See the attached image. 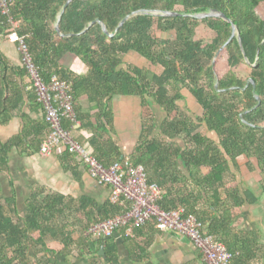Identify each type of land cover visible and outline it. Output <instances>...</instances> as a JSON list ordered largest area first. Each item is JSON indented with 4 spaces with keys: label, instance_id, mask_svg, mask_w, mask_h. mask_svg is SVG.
<instances>
[{
    "label": "trees",
    "instance_id": "obj_1",
    "mask_svg": "<svg viewBox=\"0 0 264 264\" xmlns=\"http://www.w3.org/2000/svg\"><path fill=\"white\" fill-rule=\"evenodd\" d=\"M12 1L11 18L19 27L0 9V46L7 39L15 38L17 43L23 39L44 80L56 75L71 82L75 112L83 126L86 119L76 101L86 96L96 111L93 154L107 166L122 159L111 133L112 100L140 97L146 114L128 158L133 165H143L149 183L164 191L160 206L183 208L185 216L195 215L209 225L207 232L225 244L230 264H264L258 236L234 226V211L246 202H257L250 191L240 189L235 174L240 169L238 157L256 161L264 197V18L257 12L264 0H70L61 15L69 0ZM211 9L231 20L239 38L229 40L232 25L222 18L191 16ZM155 11L180 15H155ZM97 19L112 37L101 24H91ZM200 26L211 32L207 41L196 37ZM171 32L174 36L166 37ZM129 52L146 59L147 65H125L123 57ZM68 55L87 66L85 76L64 66L62 60ZM242 64L251 68L248 79L236 74ZM12 72L27 74L25 66L13 68L0 48V123L25 103ZM181 88L194 96L201 116H191L178 106ZM32 91L30 100L41 106ZM151 106L162 109L160 120ZM71 125L64 120L66 128ZM203 127L216 138L203 133ZM32 133L33 150L39 152L49 124L27 119L25 138ZM16 143L0 140V175L8 172L9 154ZM62 161L69 166L77 160L67 149ZM246 165L254 171L250 162ZM120 200L100 204L36 186L21 211L15 196L7 198L0 191V264H55L57 256L87 259L88 264H120L116 233L110 238L84 234L91 225L124 213L127 203ZM149 223L156 226L154 221ZM147 225L130 228L138 231Z\"/></svg>",
    "mask_w": 264,
    "mask_h": 264
},
{
    "label": "crops",
    "instance_id": "obj_2",
    "mask_svg": "<svg viewBox=\"0 0 264 264\" xmlns=\"http://www.w3.org/2000/svg\"><path fill=\"white\" fill-rule=\"evenodd\" d=\"M1 52L8 59L13 68L23 67L22 57L18 50V43L15 38L2 42ZM64 66L77 76L87 74V66L78 58L65 56L62 60ZM125 65H133L139 68L147 65V60L135 52H129L123 57ZM157 73L160 70L156 71ZM13 82L23 91L25 103L16 114L10 115V119L0 123V140L9 144L17 143L12 147L9 154V170L0 175V191L9 198L15 196L19 209L25 210V204L36 186L45 187L48 192L59 193L75 199L83 197L105 204L112 197L110 187L100 184L90 176L86 167L78 161L69 166L63 163L62 156L66 148L57 147L50 156H43L34 149V136L32 133L25 138L26 120H33L44 123V112L40 105L30 100L33 94L29 76L25 73H10ZM182 99L177 102L183 111L202 108L196 102L191 92L181 88ZM80 113L85 116L87 125L82 122L74 126L73 132L76 139L92 150L91 139L94 134V125H97L92 104L86 96H80L76 101ZM150 110L155 114L156 120L162 118V109L151 106ZM113 124L111 131L113 139L121 148L124 159H129L137 145L142 130V118L146 114L142 106L141 98L138 96H115L112 100ZM189 114V113H188ZM190 115V114H189ZM89 116V117H87ZM196 116V115H193ZM91 122V123H90ZM246 159L244 170L241 161ZM247 159L240 156L237 159L239 172H236L240 189L248 190L257 199V202L249 205L248 202L234 211V226L238 230L251 231L255 233L260 243L264 246V197L260 188V175L257 172V185L249 180ZM252 165V163H251ZM253 166V165H252ZM252 171V172H254ZM206 172V169H204ZM117 252L120 257V264H206L203 261L199 249L187 238L175 233L173 230H161L152 223H148L143 229L135 230L123 228L114 235ZM53 249H59L57 246ZM104 251V250H103ZM55 264H88L87 259L78 260L75 258L63 259L56 257Z\"/></svg>",
    "mask_w": 264,
    "mask_h": 264
},
{
    "label": "built area",
    "instance_id": "obj_3",
    "mask_svg": "<svg viewBox=\"0 0 264 264\" xmlns=\"http://www.w3.org/2000/svg\"><path fill=\"white\" fill-rule=\"evenodd\" d=\"M12 6V0H0L2 13L9 16L10 22L18 28L19 23L11 18ZM18 50L49 124V133L39 153L50 156L57 147H65L86 167L91 177L110 187L113 198L127 203L124 213L91 225L84 234L92 238H110L120 229L144 226L154 221L158 229L173 230L189 239L199 249L206 264H230L231 256L225 244L209 234L206 225L195 215L185 216L183 208L165 210L160 206L164 191L158 184L149 183L143 165H133L130 159H124L107 166L76 139L73 129L79 121L71 94L72 83L60 80L56 75L44 80L23 39L18 40ZM64 120H69L71 127L66 128Z\"/></svg>",
    "mask_w": 264,
    "mask_h": 264
},
{
    "label": "rangeland",
    "instance_id": "obj_4",
    "mask_svg": "<svg viewBox=\"0 0 264 264\" xmlns=\"http://www.w3.org/2000/svg\"><path fill=\"white\" fill-rule=\"evenodd\" d=\"M258 14L264 18V7H260L258 10H257ZM160 35V33H158ZM174 36V34L171 32L169 34L166 35V37H169V38H172ZM211 36V32L205 27V26H200L198 31H197V35L196 37L198 39H203V40H208ZM236 74L241 77V78H244V79H248L250 77V73H251V68L246 65V64H242L240 65L236 70ZM186 106H183V112H186ZM186 113H189L191 116L193 115H196V116H201L202 115V111L198 108V109H192L190 110L189 112H186ZM201 131L205 134H207L208 136L212 137V138H216L215 135L211 132H208L204 127L201 128ZM243 161H246V159L243 158V160L241 161V166L244 170H246L245 168V162ZM249 161H251L253 167L255 168V170L257 169V163L256 161L252 158L250 159ZM258 170V169H257ZM249 176H252L253 178H251L249 181L253 184V185H257V172L254 171V172H249Z\"/></svg>",
    "mask_w": 264,
    "mask_h": 264
},
{
    "label": "water",
    "instance_id": "obj_5",
    "mask_svg": "<svg viewBox=\"0 0 264 264\" xmlns=\"http://www.w3.org/2000/svg\"><path fill=\"white\" fill-rule=\"evenodd\" d=\"M69 2H70V0L66 2V4L64 5V7H63V9L61 10V12H60L59 15H61V14L64 12V9H65V7L69 4ZM142 12L144 13L145 11H142ZM153 14H155V15H172V16L180 15V14L177 13V12H167V11H155V12H153ZM183 16H187V14H184ZM191 16H193V17H195V18H198V19H204V18H209V17H218V18H222V19H224L225 21L230 22L231 25H232V34H231V37H230L229 40H231V38H233L235 35H237L238 38H239V32H238V30H237V27L231 22V20H230L228 17H226V15H225L224 13H222V12H220V11H217V10L211 9V10H208V11H205V12H200V13L193 14V15H191ZM128 18H129V16H126L124 19H122V21L119 23V25H118V27H117L116 30H118V28H119L121 25H123V23H124ZM58 20H59V18H58ZM95 22L101 24L104 33H106V34L109 35L110 37H112V36L114 35V34H109L108 31H107V29H106V27H105V26H104V25H103L98 19L95 20V21H93L91 24H93V23H95ZM91 24H90V25H91ZM90 25H89V26H90ZM55 29H56L57 32H59L58 21H57V23H56V25H55ZM85 30H86V29H85ZM85 30H84V31H85ZM84 31H83V32H84ZM229 40H228V41H229ZM228 41H227V42H228ZM226 44H227V43H226ZM249 81H252V80L250 79ZM252 84H253V87H254V83H253V81H252ZM146 97H147V96H146ZM255 97H256V99L258 100V104H259V103H260L259 96L256 95ZM147 98H148V97H147ZM208 226H209V225H208ZM208 226H206V231H207ZM174 232L177 233L176 231H174ZM177 235H178V233H177ZM99 254H100V255H103V254H104L103 248L100 249Z\"/></svg>",
    "mask_w": 264,
    "mask_h": 264
}]
</instances>
